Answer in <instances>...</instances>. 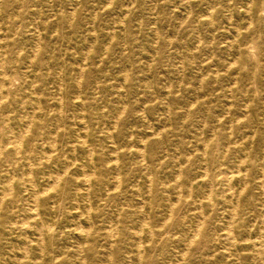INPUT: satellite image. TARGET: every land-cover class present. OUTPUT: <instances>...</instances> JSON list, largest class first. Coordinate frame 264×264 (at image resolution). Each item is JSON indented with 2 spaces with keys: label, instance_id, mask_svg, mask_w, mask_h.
<instances>
[{
  "label": "rangeland",
  "instance_id": "rangeland-1",
  "mask_svg": "<svg viewBox=\"0 0 264 264\" xmlns=\"http://www.w3.org/2000/svg\"><path fill=\"white\" fill-rule=\"evenodd\" d=\"M0 89V264H264V0H0Z\"/></svg>",
  "mask_w": 264,
  "mask_h": 264
},
{
  "label": "bare ground",
  "instance_id": "bare-ground-1",
  "mask_svg": "<svg viewBox=\"0 0 264 264\" xmlns=\"http://www.w3.org/2000/svg\"><path fill=\"white\" fill-rule=\"evenodd\" d=\"M246 3H247V2H246ZM246 7H248V6H246ZM33 13H35V12H33ZM36 13H37V12H36ZM36 13H35V14H36ZM32 27H33V26H32ZM248 27H249V26H248ZM38 30H39V29H38ZM32 42H33V41H32ZM35 43H36V42H35ZM36 47H37V46H36ZM5 48H6V47H5ZM37 48H38V47H37ZM232 63H234V62H232ZM3 66H4V65H3ZM81 70H82V69H81ZM81 70H80V71H81ZM83 71H84V70H83ZM79 73H80V72H79ZM79 73H78V74H79ZM83 73H84V72H83ZM80 75H81V73H80ZM64 76H65V75H64ZM4 77H5V76H4ZM4 77H3V78H4ZM74 77H75V76H74ZM82 77H83V75H82ZM82 77H81V78H82ZM59 78H60V77H59ZM64 78H65V77H64ZM79 78H80V76H79ZM56 79H57V76H56ZM65 79H66V78H65ZM65 79H64V80H65ZM73 79H74V78H73ZM2 80H3V79H2ZM123 80H124V79H123ZM61 81H62V79H61ZM77 82H79V81H77ZM36 84H37V83H36ZM61 84H62V83H61ZM74 84H75V83H74ZM77 84H78V83H77ZM96 85H97V84H96ZM9 86H10V85H9ZM33 86H34V84L31 86L32 89H33ZM79 86H80V85H79ZM61 87H63V86H61ZM61 87H60V88H61ZM4 89H5V88H4ZM229 89H230V88H229ZM0 90H1V89H0ZM30 90H31V89H30ZM61 90H62V89H61ZM23 91H24V90H23ZM23 91H22V92H23ZM6 92H8V91L6 90ZM25 92H26V91H25ZM246 92H247V91H246ZM14 94H15V93H14ZM24 94H25V93H24ZM7 95H9V94H7ZM13 96H15V95H13ZM58 96H59V95H58ZM78 96H79V95H78ZM6 97H8V96H6ZM25 97H26V96H25ZM32 97H33V96H32ZM32 97H31V99H32ZM0 99H2V98L0 97ZM5 99H6V98H5ZM7 99H8V98H7ZM14 99H15V98H14ZM24 99H25V98H24ZM26 99H27V97H26ZM33 99H35V98H33ZM33 99H32V100H33ZM60 99H62V98H60ZM77 99H78V97H77ZM20 100H21V99H20ZM22 100H23V99H22ZM75 100H76V98H75ZM23 101H24V100H23ZM37 101H38V100H37ZM71 101H73V100H71ZM21 102H22V101H21ZM247 102H248V101H247ZM0 103H1V101H0ZM59 103H60V102H59ZM59 103H58V104H59ZM23 104H24V103H23ZM58 104H57V105H58ZM60 104L62 105V103H60ZM60 104H59V105H60ZM24 105H25V104H24ZM21 106H23V105H21ZM62 106H63V105H62ZM62 106H61V107H62ZM80 106H81V105H80ZM192 106H193V105H192ZM245 106H246V105H245ZM247 106H248V105H247ZM247 106H246V107H247ZM261 106H262V105H261ZM24 107H25V106H24ZM30 107H31V106H30ZM37 107H38V105H37ZM190 107H191V106H190ZM38 108H39V107H38ZM77 108H79V107H77ZM8 109H9V108H8ZM23 109H24V108H23ZM25 109H26V108H25ZM49 109H50V108H49ZM6 110H7V109H6ZM60 110H61V109H60ZM25 111H26V110H25ZM35 112H36V111H35ZM58 112H59V111H58ZM60 112H61V111H60ZM33 113H34V112H33ZM240 113H241V112H240ZM3 114H4V113H3ZM58 114H60V113H58ZM241 114H242V113H241ZM32 115H33V114H32ZM60 115H61V114H60ZM234 115H235V114H234ZM73 116H74V115H73ZM5 117H6V116H5ZM38 118H39V117H38ZM64 118H65V117H64ZM244 118H245V117H244ZM29 119H30V118H29ZM61 119H62V118H61ZM31 120H32V118H31ZM55 120H56V119H55ZM64 120H65V119H64ZM219 120H220V119H219ZM239 120H240V119H239ZM239 120H238V122H239ZM56 121H57V120H56ZM236 122H237V121H236ZM236 122H235V123H236ZM5 123H6V122H5ZM5 123H3V124H5ZM8 123H9V122H8ZM211 123H212V122H211ZM227 123H228V122H227ZM231 123H232V122H231ZM16 124H17V123H16ZM28 124H29V123H28ZM55 124H56V123H55ZM70 124H71V122H70ZM64 125H65V123H64ZM18 126H19V125H18ZM228 126H229V125H228ZM24 128H25V127H24ZM24 128H23V129H24ZM27 128H28V127H27ZM27 128H25V129L27 130ZM67 128H68V127H67ZM26 130H25V131H26ZM228 130H229V129H228ZM231 130H232V129H231ZM18 131H19V130H18ZM27 131H28V130H27ZM75 131H76V130H75ZM82 131H83V130H82ZM10 132H11V131H10ZM64 132H65V131H64ZM77 132H78V131H77ZM25 133H26V132H25ZM27 133H28V132H27ZM27 133H26V134H27ZM69 133H70V132H69ZM11 134H12V133H11ZM70 134H71V133H70ZM254 134H255V132H254ZM12 135L15 136L14 134H12ZM12 135H11V136H12ZM77 135H78V134H77ZM157 135H158V133H157ZM241 135H242V134H241ZM263 135H264V134H263ZM17 136H18V135H17ZM67 136H68V135H67ZM253 136H254V135H253ZM15 137H16V136H15ZM22 137H23V135H22ZM110 137H111V136H110ZM5 138H6V137H5ZM8 138H9V141L11 142L12 140H10V137H8ZM8 138H7V139H8ZM17 138H18V137H17ZM19 138H20V137H19ZM54 138H55V137H54ZM67 138H69V137H67ZM7 139H6V141H7ZM15 139H16V138H15ZM15 139L13 138V140H15ZM20 139H21V138H20ZM20 139H19L18 141H20ZM71 139H72V138H71ZM81 139H82V138H81ZM36 140H37V139H36ZM0 141H1V140H0ZM18 141H17V143H18ZM48 141H49V140H48ZM82 141H84V140H82ZM10 142H9V143H10ZM21 142H22V141H21ZM21 142H20V143H21ZM5 143H6V142H5ZM40 143H41V142H40ZM47 143H48V142H47ZM13 144H14V143H13ZM74 144H75V143H74ZM0 145H1V143H0ZM7 145H9V144H7ZM10 145H11V144H10ZM15 145H16V144H15ZM15 145H14V146H15ZM34 145H35V144H34ZM50 145L53 146V145H55V144L52 145V144L50 143ZM84 145H86V144H84ZM205 145H206V144H205ZM3 146H4V145H3ZM12 146H13V145H12ZM19 146H20V145H19ZM19 146L16 145V146L14 147L15 150H16V152H17L18 150H20V149H19V148H20ZM4 147H5V146H4ZM4 147H3V148H4ZM18 147H19V148H18ZM54 147H55V146H54ZM205 147L207 148V145H206ZM227 147H228V145H227ZM227 147H226V148H227ZM1 148H2V147H1ZM6 148H7V147H6ZM43 148H44V147H43ZM206 148H205V150H206ZM24 150H25V149H24ZM225 150H227V149H225ZM27 151H28V150H27ZM27 151H26L25 153H28V152H29V151H28V152H27ZM143 151H144V150H143ZM203 151H204V150H203ZM261 151H262V150H261ZM0 152H1V151H0ZM16 152H15V153H16ZM48 152H49V151H48ZM87 152H88V151H87ZM141 152H142V150H141ZM20 153H21V152H20ZM20 153H18V155H19ZM25 153H24V154H25ZM30 153H31V152H30ZM30 153H29V154H30ZM247 153H248V152H247ZM24 154H23V155H24ZM49 154H50V153H49ZM86 154H88V153H86ZM0 155H1V154H0ZM16 155H17V153H16ZM18 155H17V158H18ZM14 156H15V155H14ZM143 156H144V155H143ZM203 156H204V155H203ZM244 156H245V154H244ZM24 157H25V156H24ZM27 157H28V156H27ZM29 157H30V156H29ZM47 157H48V156H47ZM47 157H46V158H47ZM49 157H50V156H49ZM62 157H63V155H62ZM89 157H90V156H89ZM14 158H15V157H14ZM19 158H20V157H19ZM50 158H51V157H50ZM50 158H49V159H50ZM177 158H178V157H177ZM21 159H22V157H21ZM25 159H26V157H25ZM52 159H53V158H52ZM14 160H15V159H14ZM14 160H13V161H14ZM19 160H20V159H19ZM28 160H29V159H28ZM23 161H24V160H23ZM241 161H242V160H241ZM261 161H262V160H261ZM5 162H6V161H5ZM7 162H8V161H7ZM16 162H17V161H16ZM27 162H28V161H27ZM239 162H240V161H239ZM20 163H21V162H20ZM15 164H16V163H15ZM26 164H27V163H26ZM29 164H30V162H29ZM31 164H32V163H31ZM74 164H75V163H74ZM116 164H117V163H116ZM116 164H115V165H116ZM22 166H24V165H22ZM29 166H30V165H29ZM32 166H33V165H32ZM61 166H62V165H61ZM61 166H60V167H61ZM204 166H205V165H204ZM237 166H239V165L237 164ZM9 167H10V166H9ZM15 167H16V166H15ZM20 167H21V166H20ZM53 167H55V166H53ZM68 167H69V166H68ZM30 168H33V167L30 166ZM205 168H206V167H205ZM238 168H239V167H238ZM56 169H57V168H56ZM60 169H61V168H60ZM30 171H31V169H30ZM116 171H117V169H116ZM245 171H246V169H245ZM261 171H262V169H261ZM4 172H5V171H4ZM31 172H32V171H31ZM31 172H30V174H31ZM63 172H64V171H63ZM119 172H120V171H119ZM238 172H240L239 169H238ZM246 172H247V171H246ZM0 173H1V171H0ZM61 173H62V169H61ZM221 173H222V172H221ZM228 173H229V172H228ZM244 173H245V172H244ZM260 173H261V172H260ZM56 174H57L56 176H58V173H56ZM59 174H60V173H59ZM62 174H63V173H62ZM84 174H85V173H83V175H84ZM115 174H116V173H115ZM115 174H114V175H115ZM205 174H206V173H205ZM229 174H230V173H229ZM1 175H2V174H1ZM15 175H16V173H15ZM21 175H24V173L21 174ZM28 175H29V173H28ZM118 175H119V174H118ZM231 175L233 176V174H230V176H227V184H228V185H231V183H230V181H232V180H231V179H232V176H231ZM237 175H238V174H237ZM262 175H263V174H262ZM25 176H26V175H25ZM32 176H33V175H32ZM62 176H63V175H62ZM85 176H86V175H85ZM85 176H84V178H85ZM87 176H88V175H87ZM87 176H86V179H85V180L90 181V179H89L90 176H89L88 178H87ZM220 176H221V175H220ZM4 177H5V176H4ZM13 177H15V176H13ZM58 177H60V176H58ZM178 177H179V175H178ZM206 177H207V175H206ZM258 177H259V176H258ZM261 177H262V176H261ZM263 177H264V176H263ZM263 177H262V178H263ZM18 178H19V177H18ZM18 178H17V179H18ZM84 178H83V179H84ZM198 178H199V175H198ZM204 178H205V177H204ZM262 178H261V179H262ZM11 179H12V178H11ZM20 179H21V177H20ZM32 179H33V178H32ZM50 179H51V178H50ZM57 179H58V178H57ZM147 179H148V178H147ZM217 179H218V178H217ZM244 179H245V178H244ZM257 179H258V178H257ZM7 180H10V179H7ZM28 180H29V179H28ZM85 180H84V181H85ZM116 180H117V179H116ZM202 180H203V179H202ZM215 180H216V179H215ZM262 180H263V179H262ZM1 181H2V180H1ZM4 181H5V180H4ZM11 181H12V180H11ZM21 181H22V180H21ZM31 181H32V180H31ZM150 181H152V180L150 179ZM259 181H260V177H259ZM52 182H53V181H52ZM56 182H58V181H56ZM76 182H78V181H76ZM116 182H117V181H116ZM118 182H119V180H118ZM2 183H3V182H2ZM7 183H8V181H7ZM22 183H23V181H22ZM35 183H36V182H35ZM59 183H60V182H59ZM59 183H58V184H59ZM72 183H73V182H72ZM87 183H88V182H87ZM120 183H121V182H120ZM263 183H264V182L261 183V186H262V187H264ZM5 184H6V182H5ZM117 184H118V183H117ZM9 185H11V184L9 183ZM19 185H20V184H19ZM24 185H25V184H24ZM28 185H31L30 182H29ZM53 185H55V183H53ZM81 185H82V184H81ZM84 185H87V184H84ZM118 185H119V184H118ZM11 186H13V185H11ZM21 186H22V185H21ZM32 186H33V184H32ZM34 186H35V185H34ZM116 186H117V185H116ZM0 187H1V186H0ZM3 187H4V186H3ZM3 187H2V188H3ZM30 187H31V186H30ZM30 187H28V188H30ZM55 187H56V186H55ZM113 187H114V185H113ZM148 187H149V186H148ZM150 187H151V186H150ZM246 187H247V186H246ZM2 188H0V189H2ZM10 188H11V187H10ZM26 188H27V187H26ZM50 188H52V186H51ZM50 188H49V189H50ZM115 188H116V187H115ZM166 188H167V187H166ZM208 188H209V187H208ZM230 188H231V187H229L228 190H229ZM8 189H9V188H8ZM30 189H31V188H30ZM34 189H35V188H34ZM34 189H33V190H34ZM79 190H80V188H79ZM115 190H116V189H115ZM188 190H189V189H188ZM2 191H3V190H1V193H2ZM6 191H7V190H6ZM26 191H27V190H26ZM31 191H32V190H31ZM73 191H75V190H73ZM76 191H77V190H76ZM190 191H191V190H190ZM229 191H231V190H229ZM229 191H228V192H229ZM243 191H244V189H243ZM243 191H241V193H242ZM263 191H264V189H263ZM3 192H5V191H3ZM8 192H9V191H8ZM10 192H11V190H10ZM21 192H22V191H21ZM27 192H28V191H27ZM50 192H51V191H50ZM209 192H211V189H210ZM189 193H190V192H189ZM241 193L239 192V194H241ZM76 194H77V192H76ZM0 195H1V194H0ZM34 195H35V194H34ZM35 196H36V195H35ZM35 196H34V199H35ZM87 196H88V195H87ZM210 196H211V195H210ZM210 196H209L208 198H211ZM11 197H12V196H11ZM32 197H33V196H32ZM4 198H5V197H4ZM4 198H2V199H4ZM36 198H37V196H36ZM76 198H77V197H76ZM231 198H232V197H231ZM5 199H6V198H5ZM32 199H33V198H32ZM32 199H30V200H32ZM87 199H88V198H87ZM179 199H180V198H179ZM12 200H13V199H12ZM18 200H19V199H18ZM36 200H37V199H36ZM237 200H238V199H237ZM3 201H4V200H3ZM13 201H14V200H13ZM16 201H17V200H16ZM18 202H19V201H18ZM23 202H24V201H23ZM210 202H212V201H210ZM231 202H232V201H231ZM237 202H238V201H237ZM1 203H2V201H1ZM1 203H0V205H2ZM16 203H17V202H16ZM16 203H13V206H14V204H16ZM19 203H20V202H19ZM27 203H28V202H27ZM32 203H33V202H32ZM34 203H35V202H34ZM34 203H33V205H31L32 207L34 206ZM88 203H89V202H88ZM17 204H18V203H17ZM28 204H29V203H28ZM35 204H36V203H35ZM11 205H12V203H11ZM20 205H21V204H20ZM199 205H201L200 202H199ZM208 205H209V204H208ZM237 206H238V205H237ZM19 207H20V206H19ZM22 207H23V206H22ZM35 207H36V206H34L33 208L36 209ZM169 207H170V206H169ZM0 208H1V207H0ZM13 208H14V207H13ZM235 208H236V206H235ZM262 208H263V206H262ZM193 209H194V208H193ZM32 210H33V209H32ZM32 210H31V211H32ZM191 210H192V209H191ZM17 211H18V210H17ZM34 211H35V210H34ZM34 211H33V212H34ZM88 211H89V209H88ZM233 211H234V210H233ZM263 211H264V210H263ZM27 212H28V211H27ZM29 212H30V211H29ZM33 212H30V213L32 214ZM35 212H36V211H35ZM210 212H211V211H210ZM233 213H236V212H233ZM263 216H264V215H263ZM263 216H260V218H262ZM233 217H234V216H233ZM235 217H236V216H235ZM258 217H259V216H258ZM260 218H259V219H260ZM231 219H232V217H231ZM202 220H203V219H202ZM261 221H262V220H261ZM165 222H166V221H165ZM216 222H217V221H216ZM227 223H228V222H227ZM200 224H201V222H200ZM202 224H203V223H202ZM214 224H215V223H214ZM232 224H233V221H232ZM232 224H231V225H232ZM259 224H260V223H259ZM36 226H37V225H36ZM228 226H229V225H228ZM232 226H233V225H232ZM262 226H263V224H262ZM22 227H23V226H22ZM42 227H43V226H42ZM263 227H264V226H263ZM209 228H210V227H209ZM228 229H229V227H228ZM231 229H232V228L230 227V230H231ZM198 231H199V230H198ZM261 231H262V230H261ZM258 232H259V231H258ZM39 233H40V232H39ZM82 233H83V232H82ZM244 233H245V232H244ZM259 233H260V232H259ZM40 234H41V233H40ZM152 234H153V233H152ZM263 234H264V233H263ZM150 236H151V235H150ZM232 236H233V234H232ZM234 237H235V236H234ZM194 238H195V237H194ZM194 238H193V240H194ZM213 238H214V237H213ZM263 239H264V237H263ZM263 239H262V240H263ZM191 240H192V239H191ZM191 240H190V241L188 240V241L191 243ZM234 240H235V239H234ZM233 242H234V241H233ZM262 242H263V241L258 240V239L252 241V249H253V251H254V254H256V257H255L254 260H255L256 262H262V261H263V260L261 261V259H262L261 257L264 256V243H262ZM43 243H44V242H43ZM43 243H42V244H43ZM234 243H235V242H234ZM191 244H192V243H191ZM234 247H235V246H234ZM234 252H235V250H234ZM29 253H30V252H29ZM138 253H139V251H138ZM184 254H185V253H184ZM27 255H28V254H27ZM139 255H140V254H139ZM184 256H186V255H184ZM138 257H140V256H138ZM138 259H140V258H138ZM182 259H183V258H182ZM55 260H56V259H55ZM16 261H17V260H16ZM82 261H83V260H82ZM138 261H139V260H138ZM83 263H84V262H83Z\"/></svg>",
  "mask_w": 264,
  "mask_h": 264
}]
</instances>
